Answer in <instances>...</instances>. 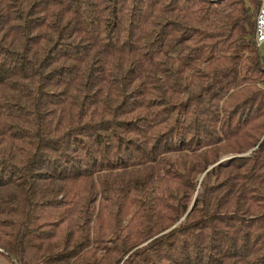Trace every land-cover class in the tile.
<instances>
[{
  "label": "trees",
  "instance_id": "16d2710c",
  "mask_svg": "<svg viewBox=\"0 0 264 264\" xmlns=\"http://www.w3.org/2000/svg\"><path fill=\"white\" fill-rule=\"evenodd\" d=\"M259 5L0 0V254L264 264Z\"/></svg>",
  "mask_w": 264,
  "mask_h": 264
},
{
  "label": "built area",
  "instance_id": "2783aa9c",
  "mask_svg": "<svg viewBox=\"0 0 264 264\" xmlns=\"http://www.w3.org/2000/svg\"><path fill=\"white\" fill-rule=\"evenodd\" d=\"M253 42L257 49H264V0H260L259 9L255 17Z\"/></svg>",
  "mask_w": 264,
  "mask_h": 264
},
{
  "label": "rangeland",
  "instance_id": "374dc122",
  "mask_svg": "<svg viewBox=\"0 0 264 264\" xmlns=\"http://www.w3.org/2000/svg\"><path fill=\"white\" fill-rule=\"evenodd\" d=\"M259 53H260L261 60L264 62V49L263 48H260V52ZM230 158L231 157H229V156H223L220 161H222V160L225 161V160H228ZM0 264H10L8 258H6L5 256H3V254H0ZM14 264H17V263L14 262Z\"/></svg>",
  "mask_w": 264,
  "mask_h": 264
},
{
  "label": "water",
  "instance_id": "95a60500",
  "mask_svg": "<svg viewBox=\"0 0 264 264\" xmlns=\"http://www.w3.org/2000/svg\"><path fill=\"white\" fill-rule=\"evenodd\" d=\"M222 161H223V160H222ZM222 161L218 162L217 164L221 163ZM210 168H212V167H210ZM210 168H209V169H210ZM209 169H208V170H209ZM208 170H207V171H208ZM12 262L14 263L15 261L12 259Z\"/></svg>",
  "mask_w": 264,
  "mask_h": 264
}]
</instances>
